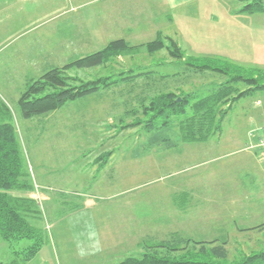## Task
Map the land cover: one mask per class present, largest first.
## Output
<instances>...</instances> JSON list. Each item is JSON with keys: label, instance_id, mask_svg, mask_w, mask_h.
<instances>
[{"label": "rangeland", "instance_id": "rangeland-1", "mask_svg": "<svg viewBox=\"0 0 264 264\" xmlns=\"http://www.w3.org/2000/svg\"><path fill=\"white\" fill-rule=\"evenodd\" d=\"M29 1L23 19L34 16L33 23L23 30L17 26L12 33L22 36L18 41L21 56H17L20 68L6 67L16 72L0 75V101L10 111L33 186L29 192L12 194L35 200L43 214L39 225L45 244L33 261L24 264H118L128 257L140 259L145 240L162 241L175 234L206 242L223 235L228 240L229 264L264 253V197L251 196L257 184L249 182L243 166L246 152L261 163L246 135L264 123V90L225 105L221 130L200 143L182 142L176 117L167 127L148 131L151 115L144 113L157 94L208 95L229 80L216 72L186 67L192 59L199 64L210 62V67L229 76L247 78L258 70L264 72V56L259 54L255 61L251 56L245 64L241 54L232 62L230 56L219 55L218 40L211 41L218 54L198 58L187 57L177 44L179 54H184L181 59L170 57L169 48L154 54L139 48L96 69L66 72L83 83L120 74L135 77L132 80L26 120L19 111V98L43 73L96 53V48L102 49L118 36L127 35L133 46L151 42L160 37L155 25L161 17L136 8L124 9L122 17L117 10L115 27L105 32L110 17L104 9L109 0ZM226 1L230 9L243 6L240 0ZM94 13L96 18L91 16ZM121 19L142 20L151 28L125 34ZM258 21L259 39L253 48L263 53L264 20ZM189 27L193 41L202 42L201 35L198 41L194 36L193 24ZM45 60L55 66L43 71ZM155 71L168 77L160 81ZM235 87L246 89L242 83ZM258 101L260 107H256ZM96 180L101 185L95 189L83 187ZM84 204L86 209L75 212ZM249 209L255 212L249 214ZM29 244L22 242L18 247ZM12 247L17 249V244ZM13 258L0 239V263L8 264Z\"/></svg>", "mask_w": 264, "mask_h": 264}, {"label": "trees", "instance_id": "trees-1", "mask_svg": "<svg viewBox=\"0 0 264 264\" xmlns=\"http://www.w3.org/2000/svg\"><path fill=\"white\" fill-rule=\"evenodd\" d=\"M240 1L243 4L240 14L264 13V0ZM166 41L169 43L168 47ZM139 48H145L148 54L169 48L170 57L181 59L184 56L183 52L179 54L178 46L172 40H164L161 37L139 46H133L123 38L110 41L96 53L75 60L62 68H52L43 73L40 79L31 83L18 101L22 117L26 120L41 117L52 113L69 101L85 98L117 83L132 80L135 77H123L120 74L117 78L109 76L83 83L78 77H72L66 72L70 69H96L111 58L130 54ZM198 61L192 59L193 63L189 62L186 67L199 72H216L228 76L229 80L208 95L171 92L157 94L151 100V106L144 109V113L151 115L146 124L148 131L167 127L172 122V118L176 117L182 142L191 144L206 141L209 136L221 130V123L227 114L226 109L224 111L222 109L225 105L234 103L253 91L264 90L262 71L258 70L252 74L253 77L247 78L229 76L227 71L210 67V62L199 64ZM239 83L244 84L246 89L237 90L235 85ZM179 98L180 101L176 102ZM9 112L0 101V239L7 244L8 250L14 255L12 262L8 264H24L34 259L45 244L43 229L39 225L43 214L35 200L12 194V192H29L33 186L21 146L18 144L15 127L10 122ZM22 242L30 244L24 248L18 247ZM144 243L145 251L140 259L128 257L118 264H229L225 238H214L206 242L204 239L194 241L175 234L169 239L162 241L150 239L145 240ZM13 244H17V249L12 247ZM234 264H264V253Z\"/></svg>", "mask_w": 264, "mask_h": 264}, {"label": "crops", "instance_id": "crops-1", "mask_svg": "<svg viewBox=\"0 0 264 264\" xmlns=\"http://www.w3.org/2000/svg\"><path fill=\"white\" fill-rule=\"evenodd\" d=\"M6 2L8 3V5H5ZM1 3H3L4 5L0 7V75H3L6 72H16V70L9 71L6 69V67H9L10 69H12V67H14L15 69L20 68V65L18 63L19 61H17V56H21V44L18 41L22 36L18 34L19 32L15 33L18 34L16 36L12 33L14 29L17 28V26L18 29L20 28V30H23L25 28H23V26H26V24L28 25L30 23H33L34 16L32 18L30 17L28 19H23L25 7L29 6L30 3H32L29 0H0V4ZM109 3L110 4L104 9V14L106 15V17H110V22L109 20H106L105 32H107V30L109 31L111 27H115L116 23L113 22V20L115 16H117V10V14L123 17L125 15L123 14L124 9L128 11L130 8H136L141 9V13L144 14H151L152 12L160 13L161 17L158 22L159 26L155 25L157 29L159 27L156 33L164 40H172L181 48V50L186 54L187 57L189 56L193 58H198L200 56L216 55L218 53L214 52V50L218 49L219 55L230 56V58L228 59H230L232 62L238 61V59L234 60V58L242 54L243 59H241V61L246 64L247 62H249L251 56V61L257 60L256 56H259V54V58L264 56V51L263 53H259L261 50H255V48H253L254 44H256L257 40L259 39L257 23L260 21H258V19L264 20V13L240 14L239 11L241 10V7L238 6L235 9H230V2H227L226 0H118L117 5L115 3H112L111 0H109ZM10 4L14 5L9 10L6 8V6L9 7ZM94 15L96 14L94 13L91 16L96 18ZM190 23L193 24L194 27V31H192L194 36L197 38L201 35L204 38L203 41L199 44L193 41L195 39H192V34L189 32ZM119 24L120 26H122V30L125 32V34H127L128 32L130 33V31L137 32L151 28V25L143 23L142 20L133 22L132 20L127 21L126 19H121ZM95 28L97 29V27ZM261 30V33L263 34L262 42L264 43V29ZM93 32L95 31L92 28L90 33L92 34ZM126 36L127 35H123V37L118 36V38H116L115 40L123 38L126 42L131 44V42H129L128 40L129 37ZM16 37L17 39L15 40ZM202 37L197 38V41ZM213 40H218L217 49L213 48L211 44V41ZM184 46L186 47V49L184 48ZM99 50L101 49L96 48V51ZM45 61L43 63V71L50 70L53 66H55L52 62L49 63V61ZM15 65L19 66H16V68ZM154 73L155 75L160 77V81L168 77L167 74L163 75L157 73V71H155ZM150 76H152V74ZM25 80L26 82L29 81L28 79H23V81ZM260 105L261 102L258 101L256 103V107H260ZM262 112H264V108ZM248 135L249 132H247L246 136L247 142H250L251 138ZM246 155L247 156L243 158L245 160L243 166L244 169L247 170L246 177L249 182H251V184L252 182L257 184L256 187L254 186L255 189L258 188V190L252 192L251 196L263 198L264 163H259V161L256 157H254V154L252 152H246ZM98 181L99 180L90 181V183L84 184L83 187H86V189L88 190L95 189L96 186L101 185L100 183L97 184ZM106 186L108 185L103 184V187ZM33 198L34 196L32 197V199ZM255 200L257 203H260L259 201H257V199ZM86 206L87 205L85 204L83 206H80L78 211L75 212H79L80 210L86 209ZM247 212L251 214L255 211H250L249 209L247 210ZM219 232L223 231L220 230ZM220 238H225V240H227V238L223 235H221ZM42 261L43 260H41V262ZM0 264H2V262Z\"/></svg>", "mask_w": 264, "mask_h": 264}, {"label": "built area", "instance_id": "built-area-1", "mask_svg": "<svg viewBox=\"0 0 264 264\" xmlns=\"http://www.w3.org/2000/svg\"><path fill=\"white\" fill-rule=\"evenodd\" d=\"M248 136H250L252 141L250 147L257 150L260 162L264 163V124L259 128L250 130Z\"/></svg>", "mask_w": 264, "mask_h": 264}, {"label": "water", "instance_id": "water-1", "mask_svg": "<svg viewBox=\"0 0 264 264\" xmlns=\"http://www.w3.org/2000/svg\"><path fill=\"white\" fill-rule=\"evenodd\" d=\"M180 101V98L179 99H177V101L176 102H179Z\"/></svg>", "mask_w": 264, "mask_h": 264}]
</instances>
